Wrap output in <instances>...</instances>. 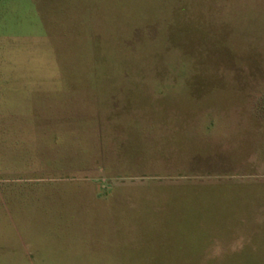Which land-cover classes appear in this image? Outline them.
<instances>
[{"label":"rangeland","instance_id":"obj_1","mask_svg":"<svg viewBox=\"0 0 264 264\" xmlns=\"http://www.w3.org/2000/svg\"><path fill=\"white\" fill-rule=\"evenodd\" d=\"M0 264H264V0H0Z\"/></svg>","mask_w":264,"mask_h":264}]
</instances>
